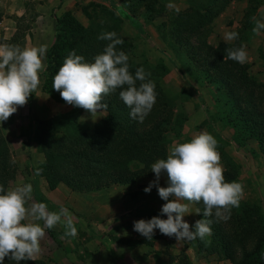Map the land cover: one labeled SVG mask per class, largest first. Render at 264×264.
Masks as SVG:
<instances>
[{"label": "trees", "instance_id": "16d2710c", "mask_svg": "<svg viewBox=\"0 0 264 264\" xmlns=\"http://www.w3.org/2000/svg\"><path fill=\"white\" fill-rule=\"evenodd\" d=\"M94 5L88 24L74 13L56 16V33L53 44L46 53L43 91L56 101H64L53 85V78L63 65L65 58L75 50L94 62V57L103 52L108 41L98 37L104 32H116L124 40L118 50L129 56L130 71L143 67L150 72L155 82L156 103L143 123L130 117V109L119 98L118 89L105 98L108 104L106 115L96 122L92 131L80 123L84 109L73 106L57 122L54 117L35 121L33 140L44 160L35 167L34 197L39 203L50 202L41 192L39 177L48 180L51 188L63 183L72 191L96 193L112 186L132 185L142 177L155 174L151 165L158 159H166L164 148L176 138L178 143L188 142L192 137H183L187 117L176 109V100L164 87V78L170 73L165 62L137 60L132 41L125 35V21L140 27V17L155 23L163 36L170 42L175 54L188 64L195 78L210 86L217 106L230 118L233 136L238 144L256 140L264 155V84L256 81L247 63L224 60L226 48H239L237 43L220 42L217 46L209 42L210 34L219 16L233 0H187L188 7L168 10L159 0H100ZM252 3V0H249ZM161 5V6H160ZM24 18L15 35L6 42L24 48V31L30 27ZM182 72V71H181ZM139 85V81H137ZM34 95V93H33ZM33 95L29 98L32 100ZM219 150L225 161L226 182L240 183L241 169L230 156L223 143ZM11 150L0 126V185L5 190L15 180L17 170L10 166ZM138 163L137 168L133 167ZM39 170V174H38ZM48 206V204H47ZM203 219V204H196ZM48 210L50 207L48 206ZM228 219L208 217L212 223V235L204 240L197 238L196 249L200 254L217 255L232 264H264V209L258 202L240 200L239 207L225 213ZM152 214L149 215L150 220ZM111 238L129 249L139 246H154L158 237L131 238L111 233ZM169 252V251H168ZM170 254V253H169ZM178 264H195L186 253L170 254V261ZM4 264H16L6 257ZM20 264H47L43 259L21 261Z\"/></svg>", "mask_w": 264, "mask_h": 264}, {"label": "rangeland", "instance_id": "374dc122", "mask_svg": "<svg viewBox=\"0 0 264 264\" xmlns=\"http://www.w3.org/2000/svg\"><path fill=\"white\" fill-rule=\"evenodd\" d=\"M63 1L61 6L64 7ZM118 1L125 3L124 0ZM138 1L137 4L143 3L141 0ZM159 1L161 5L173 3L180 9L187 8L184 0L182 2L180 0ZM66 2L65 8L63 10L60 8L59 13L61 15L67 12L74 13L88 24L94 5L102 1L66 0ZM253 17L264 19V0H252V3L249 0H233L217 19L209 42L217 46L220 42H227L224 39L226 32H238L239 38L227 43H237L245 47L248 53L246 63L250 67L251 76L264 84V31H261L260 35L253 34ZM139 20L140 27L128 20L125 21L124 33L133 43L134 57L137 60L149 59L151 62H165L170 67V73L164 78V87L166 92L175 98L176 109L187 117L183 137H194L206 131L216 138L218 145L220 142L223 143L226 152L240 165V183L244 188L242 200L258 202L264 209V155L257 141L247 140L243 145L235 141L230 118L217 106L210 86L198 81L195 75L189 72L192 68L186 63L183 64V60L175 54L170 42L163 36L161 29L155 25L160 20L152 24L141 17ZM72 109L73 105L68 104L66 109H61L50 117L60 122L63 115ZM105 115L106 112L91 117L90 113L84 110L80 116V123L85 130L92 131L95 123ZM34 124V118L27 113V104L19 107L8 120L0 122L3 135L11 150L10 166L17 170V176L10 183L9 188L29 183L34 188L35 167L44 160V154L38 150L33 140ZM174 143H178L176 138L164 148V152L168 153L169 147ZM221 163L225 168L222 156ZM138 166V163L133 164L134 168ZM39 187L50 201L47 203L50 207L49 211H59L61 207H66L72 214L78 229V235L75 238L64 236L62 225L46 229V235L41 240L42 250L37 259H43L47 264H126L122 261L125 258L124 251L118 250L120 244L107 239V236L111 235L107 234L108 230L112 229L114 234L123 231L121 235L124 237L141 238L143 236L134 231V222L141 219L148 220L147 216L149 218L150 214L152 217L160 216L162 205L167 203L160 196L154 197L153 193L145 192L144 185L139 183L132 184L128 188H115L112 190L113 198L116 200L118 197L122 201L115 210V216H112L114 220L107 221L104 218L108 215L105 210L101 211L96 208L103 201L102 195L105 194L75 192L63 183L56 188H51L44 177H39ZM85 200L90 201V204ZM32 203H39L33 193L29 201V204ZM38 223L43 225V221H38ZM157 231L156 247L164 252L167 259L168 254L165 255V250L166 253L167 250L174 253L176 251L174 256L186 253L190 255V259L195 264H232L228 260L220 259L217 255L199 254L196 249L197 239L178 241L175 237L163 236L159 229ZM151 249H155V246ZM127 250L132 249L127 248ZM144 251L145 248L138 247L130 252L126 256L127 264H145L141 256ZM171 262L178 264L177 259L169 260V264ZM147 264L157 263L150 261Z\"/></svg>", "mask_w": 264, "mask_h": 264}, {"label": "clouds", "instance_id": "9594fccd", "mask_svg": "<svg viewBox=\"0 0 264 264\" xmlns=\"http://www.w3.org/2000/svg\"><path fill=\"white\" fill-rule=\"evenodd\" d=\"M166 7L176 13L180 11L173 3ZM252 20L253 34L260 35L264 31V19L253 17ZM238 38L235 31L224 34L227 42ZM98 39L109 43L94 57V62H85L84 56L73 50L54 76L52 88L67 104L86 110L91 117L106 112L109 106L103 102L105 98L122 89L119 98L130 109V117L143 123L157 100L155 82L149 79L151 73L139 67L135 75L132 74L129 56L118 50L124 40L118 38L116 32H104ZM46 52L47 45L24 48L0 45V122L8 120L38 91ZM225 52L224 60L240 64L248 60L244 46L226 48ZM217 147L218 142L212 134L200 132L188 142L174 143L169 147L166 159H158L151 165L156 180L144 191L151 192L156 186L159 196L167 203L162 205L160 216L135 221L134 231L148 240L152 239L156 229L178 241L204 240L212 235V220L208 217L215 214L217 219L229 218L225 213H230L232 207H239L244 188L239 182H226ZM165 173L168 186L161 187L159 179ZM32 193L30 183L7 191L0 185V264H4L6 257L16 264L35 261L41 253V240L46 229L62 225L64 236L75 238L78 235L73 216L66 207L49 211L46 203L29 204ZM201 203L203 219L195 222L193 230L184 217L193 213L192 205ZM195 213L200 214V208H196ZM164 215L167 219L161 218ZM38 221H43V225Z\"/></svg>", "mask_w": 264, "mask_h": 264}, {"label": "crops", "instance_id": "0c3cea01", "mask_svg": "<svg viewBox=\"0 0 264 264\" xmlns=\"http://www.w3.org/2000/svg\"><path fill=\"white\" fill-rule=\"evenodd\" d=\"M180 1L182 2L183 0ZM61 2L62 0H0V45L6 44L7 41L12 39V37L15 35V33L18 30L19 23H21L25 18L26 19L25 23H28L30 27L24 31V35H23L24 47H38L41 45H47V51H48V49L51 47L55 39L56 25H57L56 16L61 15V13H59L60 8L63 10L67 3L66 0H64L63 4H65V6L63 7L61 6ZM184 2L187 3V0H184ZM43 63L44 65H46V55L43 59ZM40 81L41 82L38 87V91L34 93L32 100L30 102L28 101L27 103V113L31 114L35 121L38 119L50 118V116L53 115L55 112L61 109H66L68 106V104L65 101H61V102L56 101L55 99L51 98L48 94H46L43 91V82H44L43 75L40 76ZM155 180H156V175L152 174L149 176L142 177L137 183L144 185V187L146 188L149 186L151 182ZM159 186L161 187L168 186L166 174H162V176L160 177ZM120 187L128 188L130 187V185L112 186L111 188H108L106 190L96 192L98 194L99 193L105 194L102 195L103 201L100 202L96 208L101 211L105 210V213H107L108 215H105L104 218L107 221L114 220L112 216H115L116 214L115 210L119 207V203L122 201L119 200L118 197H116L115 200V198H113L114 196L112 195L113 192L112 190ZM150 193H153L154 197L159 196L158 188L156 186L152 187ZM84 194H89V193H84ZM33 195H34V188H33ZM85 202H88L90 204V201L88 200H85ZM196 208H197L196 204L192 205L191 211L193 213L191 215H186L184 217V220L188 222L190 226H192L193 230H194L195 222L199 220V214L195 213ZM163 219H167V216L165 215ZM111 230L112 229H109L108 230L109 233L107 232V234H111L113 231ZM121 232H115L116 233L115 235L122 236L121 234H123L124 232L123 231ZM154 232L156 235H158L157 229L154 230ZM107 239L113 241L111 236H107ZM155 241H154L155 249H151L154 248V246L153 247L144 246V245L139 246V248H145V251L142 252L141 254L143 260H145L144 263L147 264L148 262L153 261L156 262L157 264H169L170 254L174 255L176 254V251L175 253L169 251L170 252L169 254L168 250L167 253L165 250V255L168 254V259H167L164 256V252L161 251L160 248L157 249L158 247H156ZM118 246L120 247L118 250L124 251L125 258L122 261L127 264L128 259L126 256L130 252L137 249L138 247H135L132 250H127L128 247H126L125 245L120 244ZM148 248H150V250Z\"/></svg>", "mask_w": 264, "mask_h": 264}]
</instances>
